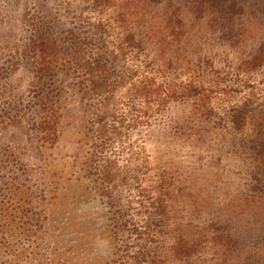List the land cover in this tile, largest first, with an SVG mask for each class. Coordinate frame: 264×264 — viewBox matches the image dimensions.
<instances>
[{
  "label": "rangeland",
  "instance_id": "374dc122",
  "mask_svg": "<svg viewBox=\"0 0 264 264\" xmlns=\"http://www.w3.org/2000/svg\"><path fill=\"white\" fill-rule=\"evenodd\" d=\"M219 1L245 11L232 35L184 16L181 40L162 52L161 14L176 11L174 0H0V264H264V182L237 152L250 149H234L249 129L237 137L213 123L193 130L190 107L168 101L159 112L132 86L144 76L164 90L194 79L218 117L247 99L264 109V66L243 64L264 40V0ZM36 8L89 22L115 57L108 81L118 84L94 77L101 118L87 135L98 120L84 111L88 100L78 109L70 74L56 77L59 99V84L48 82L57 110L40 132L26 44ZM130 23L151 39L140 54L122 44ZM99 135L108 146L93 155ZM179 239L190 251H175Z\"/></svg>",
  "mask_w": 264,
  "mask_h": 264
},
{
  "label": "trees",
  "instance_id": "16d2710c",
  "mask_svg": "<svg viewBox=\"0 0 264 264\" xmlns=\"http://www.w3.org/2000/svg\"><path fill=\"white\" fill-rule=\"evenodd\" d=\"M174 2L178 5L176 11L172 12L170 9L167 10L166 7L167 11L164 9L161 14L162 38L157 40L161 41L162 46L165 45L162 52H166L170 45L181 40L184 16L193 15L202 18V20L206 18L211 25L224 26L223 28L229 36L233 33L232 27L236 19L235 16H240L245 12L236 3L222 4L219 0H174ZM39 10L36 8V11H33L27 30L26 44L32 59V63H30L32 72L35 76L32 87L33 94H31L30 100H34L36 103V116L39 120L40 132L44 133V130L50 126L49 121L56 116L55 110H57L54 103L50 104L48 101L47 95L49 92L46 91L48 82H55L54 89L59 84V90L54 93V97L59 99L63 81L61 82L56 77L70 74L72 75L71 79L75 76L78 78V96L82 98L78 101V109H80L81 100H88L84 111L87 114L89 112L94 116V119L98 120H91L84 127V133L87 135L94 131L95 124L101 118L102 96L97 93L100 87L93 81L94 77L97 76L101 80V85L103 83L104 85L107 84L105 82L110 80L114 73L115 57H113L112 51L110 52L107 49L105 39L102 37L103 34L93 32L90 29L89 22L82 20L80 17L72 16V18H69L67 13L64 14V11L60 12V16L55 17L45 10H43V13H39ZM125 16L126 12L120 15V20L123 23L126 21ZM66 20L72 25L68 24L67 26ZM128 30L121 37L122 44L126 46V49L140 54L138 51H144L145 44L150 43L151 39L149 35L148 40L144 35L138 38L131 23ZM236 33L235 36L240 35L239 32L236 31ZM243 64L247 72L264 66V40H261L254 52L244 59ZM129 71L135 72L133 69H129ZM52 77L55 80L51 79ZM116 78L117 80L108 81L110 86L118 84L120 78ZM142 80L143 83H139L141 86L132 85L135 88V96H139L148 103H152L154 99L157 102L159 112L165 108L166 104L169 105L168 101L185 104L188 108L190 107L189 112L192 116L193 130L196 127H202L205 132L208 129L207 124L213 123V127L209 128L229 135L235 134V137H237L238 134H243L246 129H249L251 134L248 142L240 143L234 149H250V153L237 152L244 154L246 160L255 169L253 180L256 184L264 182L262 181L264 180V109L257 108L251 99H247L241 106L235 105L227 110L223 117H218L209 104L208 87L199 84L194 79L187 82H175L173 85L166 86L167 89L165 90L156 83L154 77L144 76ZM92 100H96V102L90 103ZM55 104H57L56 101ZM57 117L59 116L57 115ZM195 121L199 125L195 126ZM198 131L197 139L201 141L200 135L202 133L201 130ZM99 138V149H96L93 155H100L102 149L108 146L103 136L99 135ZM92 168L93 172H98V167L94 166ZM21 204H24V201ZM214 238H216V235ZM195 245L196 243L191 242L192 247ZM186 246L183 240L179 239L175 251L181 255ZM188 251L190 250L187 246L186 252Z\"/></svg>",
  "mask_w": 264,
  "mask_h": 264
}]
</instances>
